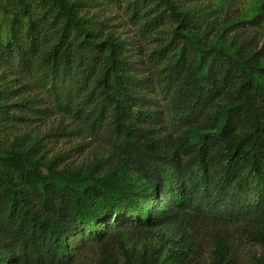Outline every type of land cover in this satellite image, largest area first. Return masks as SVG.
<instances>
[{"label": "trees", "instance_id": "1", "mask_svg": "<svg viewBox=\"0 0 264 264\" xmlns=\"http://www.w3.org/2000/svg\"><path fill=\"white\" fill-rule=\"evenodd\" d=\"M124 2L131 19L144 20L143 32L164 26L169 19L175 23L157 54L167 50L172 54L165 76L176 83L172 98L176 112L186 116L217 100L226 103L213 128L185 133L166 150L151 125L152 114L139 104L142 98L132 87L119 40L110 33L101 38L102 33L76 15L75 3L69 0H0V7L11 17L9 41L2 52L15 56L23 67L40 59L50 70L61 69L66 75L85 70L84 84L96 82L99 104L111 109L118 157L117 165L102 174L50 166L45 171L33 146L23 148L14 141L7 145L0 139V264H11L13 258L31 264H69L67 243L72 233L88 227L98 240L128 218L148 225L153 217L144 204L158 199L163 190L170 196L172 184L184 194L164 216L167 222L180 221L183 226L164 260L197 264L199 243L188 238L198 232L199 219L224 228L235 226L240 236L264 247V35L259 41L243 39L227 48L206 45L196 33L200 22L172 1ZM151 11L155 14L149 17ZM263 18L261 6L243 24L259 26ZM52 38L55 42L48 47ZM101 64L104 71L91 82ZM3 106L7 105L0 104V132L10 119ZM91 117L92 128H100L103 112ZM195 166L203 176L206 196L214 185L222 193L244 191L247 176L254 183L253 200L236 196L196 205L193 193L186 189ZM108 227L109 232L97 231ZM210 246L212 264H234L229 238L215 234ZM135 264L165 263L145 256Z\"/></svg>", "mask_w": 264, "mask_h": 264}, {"label": "rangeland", "instance_id": "2", "mask_svg": "<svg viewBox=\"0 0 264 264\" xmlns=\"http://www.w3.org/2000/svg\"><path fill=\"white\" fill-rule=\"evenodd\" d=\"M170 1L178 10L185 11L200 22L196 33L206 45L213 43L227 48L243 39L259 41L264 35V18L259 26L243 24L264 6V0ZM69 2L75 3L76 15L82 17L87 26L102 33L101 38L110 33L121 42L134 92L142 98L139 104L152 114L151 125L166 150L177 145L185 133L213 128L218 113L226 103L224 100L204 105L186 116L176 112L172 106L176 83L168 82L165 76L166 65L172 60V54L169 50L157 54L158 48L171 37L175 26L172 19L164 26L143 32L141 25L144 20L131 19L124 0ZM160 8H164V5H160ZM154 14L149 12V17ZM10 22V13L0 7V104L7 105L2 108L4 114L10 111V119L4 123L0 139H5L7 145L14 141L23 148L33 146L35 156L40 157L45 165V171H49V166L54 170L93 169L98 174L112 169L117 165L118 157L114 153L111 109L107 106L102 108L99 104V86L94 87L96 82L84 84L85 70L66 75L61 69L50 70L40 59L23 67L15 56L2 52L9 41ZM56 27L49 29V35ZM54 42L55 38H52L48 47ZM104 65L99 66L91 82L104 71ZM11 103L15 105L8 106ZM15 109L18 113L12 114ZM100 111L104 116L102 125L92 128L91 116ZM244 177V191L235 188L222 193L220 187L214 185L206 196L203 176L199 167L195 166L189 173L186 189L193 193L196 205L200 206H205L207 200L236 196L252 201L254 183L247 176ZM171 188L170 196L163 190L158 199L144 204L145 207L148 205L153 217L148 225L138 223L136 218L134 221L128 218L115 226V232L105 234L98 240L94 239L88 227L72 233L67 243L71 257L69 264H135L145 256H153L162 259L165 264H171L170 260H164L165 254L176 246L183 224L180 221L167 222L164 215L184 194L175 184ZM199 220L196 222L200 225L198 232L188 238V241L196 240L195 243H199L197 264H212L210 244L215 234L229 238L234 264H264V247L240 236L235 226L224 228L208 224L204 219ZM100 229L97 228L99 233L112 230L110 227ZM11 264L31 263L13 258Z\"/></svg>", "mask_w": 264, "mask_h": 264}]
</instances>
